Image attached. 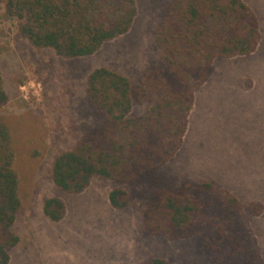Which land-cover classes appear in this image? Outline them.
<instances>
[{
	"label": "rangeland",
	"instance_id": "1",
	"mask_svg": "<svg viewBox=\"0 0 264 264\" xmlns=\"http://www.w3.org/2000/svg\"><path fill=\"white\" fill-rule=\"evenodd\" d=\"M242 1L258 16V47L248 56L215 61L195 93L176 154L149 180L120 185L98 177L78 195L58 189L52 169L58 155L104 124L89 103L88 77L108 68L140 88L161 80L164 65L155 38L172 0H135L137 17L127 34L75 59L34 48L0 2V69L9 98L0 119L10 129L22 203L13 228L19 243L9 251L10 264H143L152 257L209 264L194 238L169 241L143 230L162 189L185 183H210L245 206L261 203L251 226L264 257V0ZM134 104L137 115L148 105L145 99ZM117 187L129 195L123 210L110 204ZM48 198L64 201L60 222L45 216Z\"/></svg>",
	"mask_w": 264,
	"mask_h": 264
},
{
	"label": "trees",
	"instance_id": "2",
	"mask_svg": "<svg viewBox=\"0 0 264 264\" xmlns=\"http://www.w3.org/2000/svg\"><path fill=\"white\" fill-rule=\"evenodd\" d=\"M0 2L8 17L18 21L20 36L34 48L70 59L94 55L127 34L137 17L135 0ZM260 38L258 16L242 0H172L155 38L164 65L161 80L140 88L108 68L93 71L88 100L104 124L57 156L52 169L55 186L78 195L98 177L120 185L153 178L181 148L195 93L215 61L253 54ZM140 99L148 105L137 115L134 103ZM8 101L0 69V109ZM13 164L10 129L0 119V264H10L9 251L19 243L13 228L22 203ZM159 195L144 221L147 236L194 238L209 264H264L251 226L263 210L261 203L245 206L210 183L164 187ZM109 200L114 209L123 210L130 199L125 188L117 187ZM65 213L62 199H46L44 214L49 220L60 222ZM143 264L177 263L152 257Z\"/></svg>",
	"mask_w": 264,
	"mask_h": 264
}]
</instances>
